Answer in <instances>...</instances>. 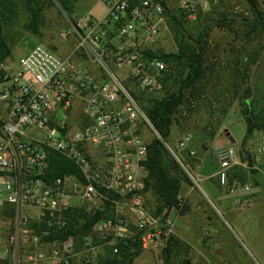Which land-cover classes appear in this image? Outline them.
Segmentation results:
<instances>
[{
  "label": "built area",
  "instance_id": "2783aa9c",
  "mask_svg": "<svg viewBox=\"0 0 264 264\" xmlns=\"http://www.w3.org/2000/svg\"><path fill=\"white\" fill-rule=\"evenodd\" d=\"M99 1L106 13H87L72 28L78 37L75 53L99 66L100 76L85 63H75L74 57L60 58L42 45L16 67L0 63V264L8 259L16 264L24 246L31 248L26 264H98L107 248L118 254L120 244L139 242L144 252H162L174 235L172 213L183 202L159 217L148 209V149L141 132L143 125L153 126L130 90L133 85L139 94H157L172 73L167 63L141 54L166 30L165 9L162 1L154 0ZM212 3L219 0H179L177 7L195 21ZM78 105V110L83 108L80 123L73 120ZM193 141L187 133L177 149L166 147L199 187L201 164L190 147ZM51 152L74 163L84 180L64 175L46 181ZM183 152L194 161L192 166L182 162ZM249 153L258 170L264 161V136ZM212 155L219 166V185L228 194L243 195L235 208L252 207L251 185L232 179L238 168L249 169L240 152L220 146ZM106 201L113 205V217L99 220L81 249L71 239L52 240L69 227L74 211L95 212Z\"/></svg>",
  "mask_w": 264,
  "mask_h": 264
},
{
  "label": "rangeland",
  "instance_id": "374dc122",
  "mask_svg": "<svg viewBox=\"0 0 264 264\" xmlns=\"http://www.w3.org/2000/svg\"><path fill=\"white\" fill-rule=\"evenodd\" d=\"M11 1L13 5H6L0 13V26H2L3 33L12 46V55L3 64L16 67L21 59L26 57L35 47L42 45L49 50L57 47V51H50L60 58L74 57L75 63L78 61L85 63L96 75L100 76L103 73L99 66L91 63L83 56L79 57V53H75L78 48V37L73 33L72 28L73 24L78 23L87 13L94 14L96 17L103 16L106 13L103 3L99 0H77L76 12L72 18L55 1H53L54 4H51L48 0H40L44 6V24L41 30L42 35L35 36L26 28L28 14L25 4L20 0ZM163 1L172 11L178 10L179 0ZM261 2L264 7V0ZM214 8L213 13L202 17L199 21H197L198 17L195 21H188L187 29L194 36L204 26H213L209 47L210 63L208 66L210 69L207 73V80L204 82L205 88L202 89L201 94L191 97L176 115L172 127V136L167 144L173 149H177L182 136L190 133L193 135L198 149L201 152L207 150L210 154V161L213 165L211 172L202 166L198 176L196 175V178L200 179L199 187L196 186L194 189L204 204L207 218L217 226L218 232H214V242H210V238L205 237L206 246L200 248L195 245L192 246V249H187L179 260L185 264H210L211 262L219 264H264V190L258 191L255 204L252 207L240 212L229 205L224 208L217 202L216 194L218 192L208 178L209 175L218 170L217 161L212 153L220 145L228 143L226 140L219 143L216 138L225 137L228 131L231 135L228 138L235 141V143H229L235 146L249 167L248 170L242 167L238 168L232 179H237L242 184H249L252 189H256L258 186V183L252 179L257 169L254 168L255 161L249 150L254 148L259 137L264 136V130L256 132L244 143L246 128L242 110L248 102H251L257 110L264 106V36L248 43L244 40V30L239 25L233 27L217 26V22L225 19L241 21L250 18L251 13L245 0H219L218 4L214 3ZM236 8H239V11L248 12L249 15L244 17L238 13ZM64 32L71 34L68 39L60 37V34ZM148 46L154 51L160 49L167 53L177 51V45L168 24H166V30L162 35ZM249 54H255L257 60L250 64L247 82L243 84L241 79L234 81L233 71L236 61L239 60V68L243 69L242 57ZM111 67L115 71H119L116 66L112 65ZM173 83L174 79L169 81L167 87L164 86L161 92L153 94V96L162 97ZM247 88L250 89V94L245 96ZM130 90L139 93L133 85L130 86ZM79 109L82 110L83 108ZM73 120H75L74 117ZM141 133L146 143L157 136L154 128L149 129L144 125ZM181 155L184 165L192 166L194 164L193 160L186 159V152ZM196 161L199 162V159ZM203 165L205 166V164ZM261 170L264 173V166ZM187 187L186 184L183 185L184 190ZM221 195L228 201L226 193L222 192ZM148 201L152 212L154 210V198L151 194L148 195ZM196 217L191 213L186 218L180 219L179 222L187 221L194 227L200 223ZM175 222H178L177 218ZM207 230L212 231L209 224H207ZM209 244L213 246H209ZM217 251L222 254L219 255ZM30 253L31 248L29 246L20 248L16 264H26L25 257ZM149 258L143 256L135 264H164L162 252L155 253L153 262H150ZM145 260L149 261L145 263ZM4 264L13 263L8 259Z\"/></svg>",
  "mask_w": 264,
  "mask_h": 264
},
{
  "label": "trees",
  "instance_id": "16d2710c",
  "mask_svg": "<svg viewBox=\"0 0 264 264\" xmlns=\"http://www.w3.org/2000/svg\"><path fill=\"white\" fill-rule=\"evenodd\" d=\"M53 1L73 18L76 12L77 0H48L51 4H54ZM154 1H162L163 3L167 24L177 45V51L167 53L161 49L154 51L149 46H144L141 54L147 59L163 61L174 69L164 81V86L167 87V83L173 79L174 83L162 97L145 96L134 91L133 94L143 106L147 118L157 133V136L147 142L146 166L148 177L146 180V195L148 209L150 210L148 195L151 194L154 198L152 213L159 217L164 210L171 211L182 201L181 192L184 184L193 186L179 162L167 149L166 144L169 143L172 136V127L180 109L186 105L191 97L200 95L202 89L205 88L204 82L207 80V73L210 69L208 66L210 63L209 47L213 26H204L194 36L187 29L190 20L184 12L180 10L172 11L163 0ZM20 2L25 4L28 14L27 30L35 36H41L44 24L43 4L40 0H20ZM245 2L251 13L250 18L241 21L225 19L217 22V26L233 27L239 25L244 30V40L249 43L264 36V7L261 0H245ZM6 5L12 6L13 3L11 0H0V13ZM214 10L213 3L208 11L200 10L197 21L213 13ZM52 49L50 48V50ZM11 55L12 46L5 37L2 26H0V63L6 62ZM242 58L244 68H239V60L236 61L233 77L234 81L241 79L244 84L248 80L250 64L256 62L257 56L249 54ZM249 94L250 89L247 88L245 96ZM242 116L245 121L246 135L244 143H246L256 132L264 130V106L257 110L251 102H248L242 110ZM64 175H73L79 180H84L81 170L74 163L57 152H51L44 179L51 182ZM105 194L111 199L116 198L111 193ZM188 209L189 206L183 203L180 214H185ZM113 213L114 209L110 201L104 202L103 207L95 212H87L84 209L76 210L71 214L69 227L55 235L52 240L63 242L71 239L76 248L81 249L93 226L99 220L112 218ZM118 248V254H114L111 249L107 248L98 264H135L136 259L144 253L139 242L128 243L127 245L120 244ZM184 248L185 246H182L180 241L173 235L168 246L162 251L163 263L185 264L179 260Z\"/></svg>",
  "mask_w": 264,
  "mask_h": 264
},
{
  "label": "crops",
  "instance_id": "0c3cea01",
  "mask_svg": "<svg viewBox=\"0 0 264 264\" xmlns=\"http://www.w3.org/2000/svg\"><path fill=\"white\" fill-rule=\"evenodd\" d=\"M52 50L57 51L58 48L55 47ZM78 107H79V105L76 107L73 116H74V119L76 121H79V123H80L79 118H81L82 116L80 115L81 112H80V109L78 110ZM245 135H246V132H245ZM230 136H231L230 133L227 131V135L225 137H222V138L217 137L216 139H217V141H219V143H221L225 140L228 142L227 144L225 143V144H222L220 146H233L230 143H235V141L232 138H228ZM211 142H209V143L211 144ZM197 146L198 145L194 141L193 144L191 145V148L195 149L198 152V159H199V162L201 164V168L203 166V168H206V170L208 172H211V168L213 167V165L211 164V161H210V159H211L210 154L207 152V150L205 152L204 151L201 152ZM185 157L187 160H189V158L187 156H185ZM203 164H205V166ZM217 166H218V163H217ZM263 166H264V161L261 163V165L258 167V170L256 171V173L253 174V177H252V179L258 183L257 188L253 189L255 199L257 197L258 191L264 190V173L261 170ZM218 168H219V166H218ZM217 171L208 176L212 185L216 188L215 190L218 192V194H216L217 202L220 203V205H222L224 208L229 205L234 210L240 211V210H237L235 208V206L237 205L238 200L240 198H243V195H236V196L234 195L233 196L231 194H228L227 191L219 185L217 179L215 178ZM250 180H251V178H250ZM194 188L195 187H193V186H188L184 190L183 186H182L181 198H182V202L189 206L188 211L183 215L180 214V210H177L176 212L172 213V216L174 217V219L176 220V218H177V220H178V222H175L174 236L180 241V244L182 246H185L184 250L182 251V255L187 249H189V248L192 249V246H194V245L199 247V248L201 246H206L205 237H209L210 242H212V241L214 242L215 241L214 232H218L217 226L215 224H213L211 222V220H209L207 218V213L204 210V204H203V202H201L200 197L198 196V194ZM217 192H215V193H217ZM222 192L227 194L228 197L227 196H225V197H227L228 201H226L224 199V197L221 195ZM240 212H242V211H240ZM191 213H193L195 216H197L196 219L198 218V220H200L199 224H197L195 222V225L196 224L197 225L192 227L190 222H187V221L181 222V223L179 222L180 219L186 218V216L188 214H191ZM207 224H209V226L212 230L211 232H209L207 230ZM209 246H213V245L209 244ZM214 246H215V244H214ZM155 253H158V252H151V253L145 252L139 258L136 259L135 263L137 262V260H139L143 256H145V257L147 256L148 258L150 257L149 258L150 262L151 261L153 262V257L155 255ZM218 254L221 255L222 253L218 252ZM148 261L145 260L144 262L147 263Z\"/></svg>",
  "mask_w": 264,
  "mask_h": 264
},
{
  "label": "water",
  "instance_id": "95a60500",
  "mask_svg": "<svg viewBox=\"0 0 264 264\" xmlns=\"http://www.w3.org/2000/svg\"><path fill=\"white\" fill-rule=\"evenodd\" d=\"M215 227V226H214Z\"/></svg>",
  "mask_w": 264,
  "mask_h": 264
}]
</instances>
